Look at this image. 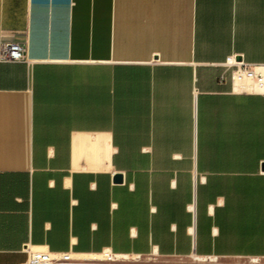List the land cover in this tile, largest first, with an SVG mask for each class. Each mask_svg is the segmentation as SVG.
<instances>
[{"label":"crops","instance_id":"0c3cea01","mask_svg":"<svg viewBox=\"0 0 264 264\" xmlns=\"http://www.w3.org/2000/svg\"><path fill=\"white\" fill-rule=\"evenodd\" d=\"M9 42L0 264L264 259V88L218 82L264 64V0H0Z\"/></svg>","mask_w":264,"mask_h":264},{"label":"built area","instance_id":"2783aa9c","mask_svg":"<svg viewBox=\"0 0 264 264\" xmlns=\"http://www.w3.org/2000/svg\"><path fill=\"white\" fill-rule=\"evenodd\" d=\"M0 61L7 63L27 62L26 48L19 43L9 42L2 46ZM224 69L219 76L220 84L228 80L233 85L256 86L264 88V64H250L237 56H231L221 64ZM71 254H54L51 252L36 251L29 255L26 264H73Z\"/></svg>","mask_w":264,"mask_h":264},{"label":"rangeland","instance_id":"374dc122","mask_svg":"<svg viewBox=\"0 0 264 264\" xmlns=\"http://www.w3.org/2000/svg\"><path fill=\"white\" fill-rule=\"evenodd\" d=\"M104 254V255H102ZM102 254L87 255L92 258L106 259L109 252ZM112 254V253H111ZM114 255V254H112ZM84 257V255H72L71 261L73 263H116L111 261H78L77 258ZM203 258V257H202ZM203 262L197 261L195 257L180 259V258H163L158 256H133L131 260L119 261L122 264H264V259L261 258H205ZM118 263V262H117Z\"/></svg>","mask_w":264,"mask_h":264},{"label":"bare ground","instance_id":"6f19581e","mask_svg":"<svg viewBox=\"0 0 264 264\" xmlns=\"http://www.w3.org/2000/svg\"><path fill=\"white\" fill-rule=\"evenodd\" d=\"M110 253V252H109ZM102 255H104V254H102ZM74 256V255H73ZM195 259L197 260V261H200V262H204L206 259L203 257H199V256H195ZM77 260L78 261H104V260H106V261H111V262H118L119 263V261H121L122 260V262L123 261H127V260H131V256L130 255H112L111 253L109 254V255H107V257H106V259H99V260H97V258H92V257H89V256H87V255H84V257H79V258H77Z\"/></svg>","mask_w":264,"mask_h":264},{"label":"water","instance_id":"95a60500","mask_svg":"<svg viewBox=\"0 0 264 264\" xmlns=\"http://www.w3.org/2000/svg\"><path fill=\"white\" fill-rule=\"evenodd\" d=\"M264 168V167H263ZM115 180L119 183L122 182V177L121 176H117L115 178ZM73 264H122V263H73Z\"/></svg>","mask_w":264,"mask_h":264}]
</instances>
